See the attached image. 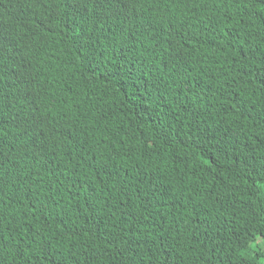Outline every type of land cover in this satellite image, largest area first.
Listing matches in <instances>:
<instances>
[{"label":"trees","instance_id":"16d2710c","mask_svg":"<svg viewBox=\"0 0 264 264\" xmlns=\"http://www.w3.org/2000/svg\"><path fill=\"white\" fill-rule=\"evenodd\" d=\"M0 264H264V0H0Z\"/></svg>","mask_w":264,"mask_h":264}]
</instances>
